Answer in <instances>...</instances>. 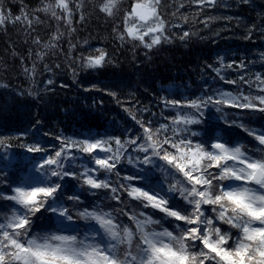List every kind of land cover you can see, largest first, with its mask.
<instances>
[{"label":"snow or ice","instance_id":"6c2138e0","mask_svg":"<svg viewBox=\"0 0 264 264\" xmlns=\"http://www.w3.org/2000/svg\"><path fill=\"white\" fill-rule=\"evenodd\" d=\"M215 3L189 0V6L198 10L193 19ZM183 6L173 5L176 23L165 18L161 0H129L123 8L121 0H100L93 9L116 20L112 31L120 41L139 42L151 50L172 38L169 26L185 29L181 40L194 34L186 27L188 16L177 17ZM85 8L83 0H40L31 11L23 8L12 16L9 9L6 16L0 3V24L11 17L12 23L25 22L31 29L34 23H43L41 13L56 22L47 41L39 35L33 40L40 48L31 69H24L32 81L28 95L40 96L32 91L33 85L38 87L36 62L46 59L47 50L55 52L58 46L62 50L65 33L71 38L77 31L76 16L83 23L90 15ZM213 19L204 16L200 23L207 28ZM257 27L250 25L244 39H250ZM77 47L88 51L76 55ZM32 55L30 50L28 58ZM67 55L73 56L69 64L77 62L87 70L103 67L110 57L104 47L92 48L86 40L82 45L70 42ZM257 55L261 71L227 81L237 85L236 92L213 89L216 79L202 80L196 95L160 97L159 113L149 107L134 112L121 104L135 126L112 129L119 134H107L108 129L61 132L53 147L38 139L42 124L37 120L14 137L0 136L6 151L15 139L33 154L18 162L21 176L11 179V173H0V182L9 188L0 192V264H264V124L251 126L256 117L264 122V51ZM251 66L245 53L243 59L231 60L218 55L205 67L226 80L225 69L248 73ZM40 83L47 90L54 80ZM93 90L119 95L98 84L85 89ZM18 92L24 95L25 89ZM99 106L103 107L102 100ZM228 109L236 110L234 116ZM165 111L172 114L165 116ZM234 128L254 137L261 151L246 149L241 138L232 135ZM217 129L224 134H217ZM30 134L33 142L26 143ZM13 159L9 154L7 161ZM124 165L136 171H126ZM157 172L162 175L156 177ZM124 193L138 202L139 211L129 208Z\"/></svg>","mask_w":264,"mask_h":264},{"label":"trees","instance_id":"16d2710c","mask_svg":"<svg viewBox=\"0 0 264 264\" xmlns=\"http://www.w3.org/2000/svg\"><path fill=\"white\" fill-rule=\"evenodd\" d=\"M98 2L100 0H85L86 15L90 13L88 18L79 23L77 15L75 25L77 31L71 38L65 33L61 42L62 50L59 46L55 52L47 50L46 59L36 62L37 71L34 79L38 87L33 85L32 91H38L39 98L27 94L28 85L32 81L25 75L24 69H31L33 60H36L35 53L40 48L33 43L34 38L39 35L42 40L47 41L50 32L55 30L56 22L54 20L49 22L41 13L43 23H34L31 29L25 22L12 23L11 17L8 18L7 24H0V136L14 137L18 130L31 128L37 120L42 124L38 139L53 147L58 144L55 136L61 132L72 135L76 132L87 134L88 129L93 132L108 129L107 134H119V131L113 132L112 129L118 126L119 129L126 131L127 128L135 126L121 104L130 107L134 112L137 108L149 107L153 112L159 113L161 106L158 100L162 96L169 95L171 98L198 94L203 87L198 82L212 74V70L205 67L206 64H213L218 55H226L231 60L243 59L246 53L247 60L252 66L248 68V73L238 72L237 69H225V72L229 73L226 80H216L217 83L211 85L213 89L219 86L224 90L236 92L237 85L227 81L238 79L239 75L262 70L257 53L264 51L262 30L264 24H261L264 0H216L214 6L203 9V15L198 19L192 17V13L198 10L189 6V0H161V11L172 23L177 22V19L171 16L174 11L173 5H184L177 13V17L187 15L186 27L194 34L181 40L180 36L185 29H174L169 26L168 34L172 38L162 41L151 50L142 47L139 42L133 44L130 40L122 42L116 38V33L112 31L116 20L95 11L93 5ZM0 3L3 4L6 16L9 9L12 16H16L21 14L23 8L31 11L40 4V0H0ZM128 4L129 0H121V8ZM204 16L215 17L207 28L200 23ZM119 18L122 20V13L119 14ZM253 23L258 27L254 35L245 40L244 37ZM85 40L92 48L104 47L110 53L109 60L103 67L87 70L77 62L69 64L73 60V56L67 55L69 43L82 45ZM30 50L33 53L31 59L28 58ZM82 51L87 53L88 49L77 47L75 54L79 55ZM21 57L25 59L22 61ZM57 64L59 69L55 68ZM45 65L53 68L51 74L45 71ZM48 79L54 80V84L45 90V85L40 81ZM89 84H98L101 88L108 87L119 95L114 98L100 90L85 91ZM169 84L174 85V88L178 85L180 87L169 91L166 88ZM252 87L254 89L255 85ZM18 88L25 89L24 95L19 94ZM243 88L247 91L248 86L245 85ZM101 100L102 108L99 106ZM228 111L230 117L236 112L235 109ZM171 114L169 111L164 112L165 116ZM110 121L115 123L110 126ZM261 124L264 122L256 117V123L251 126L259 128ZM231 131L234 137L241 138L246 149H251L257 154L261 151L254 137L238 128ZM217 134L223 135L224 132L217 129ZM25 142H33L31 134ZM9 154L16 157V161L9 163L7 161ZM25 154L33 155L26 153V149L15 139L7 151L0 146V172L5 175L11 173V179L21 176L18 162ZM5 162L8 163V168L4 167ZM123 167L126 171H136L128 165ZM161 175L159 172L155 173L156 177ZM7 191L8 186L0 183V192ZM123 195L129 208L140 210L138 202L130 201L126 193ZM103 200L105 204L109 203L107 197H103ZM110 206L117 207L115 203ZM37 219L39 221L40 217Z\"/></svg>","mask_w":264,"mask_h":264},{"label":"rangeland","instance_id":"374dc122","mask_svg":"<svg viewBox=\"0 0 264 264\" xmlns=\"http://www.w3.org/2000/svg\"><path fill=\"white\" fill-rule=\"evenodd\" d=\"M73 2H75V0H73ZM83 2L85 3V0H83ZM212 79H216L217 81H219V77L212 71V74L210 75V76H207L206 78H205V80H212ZM175 85H177L176 83H175ZM212 86H213V84H212ZM178 87H180L179 85H178ZM178 87H176V88H174V85H172V84H169V85H167L166 86V88L169 90V91H171V90H175V89H177ZM190 88H192L191 86H189ZM171 89V90H170ZM233 113V112H232ZM229 114H230V112H229ZM6 158V157H5ZM5 158H4V160H5ZM14 159L12 160V161H8L9 163H12V162H14V161H16V157H13ZM1 173V172H0ZM3 174V173H2ZM0 183H3V182H0Z\"/></svg>","mask_w":264,"mask_h":264}]
</instances>
